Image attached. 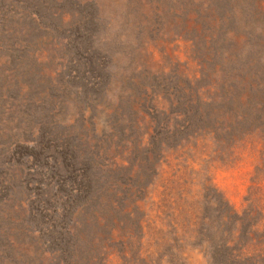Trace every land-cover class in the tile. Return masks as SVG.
I'll return each mask as SVG.
<instances>
[{
  "label": "rangeland",
  "instance_id": "obj_1",
  "mask_svg": "<svg viewBox=\"0 0 264 264\" xmlns=\"http://www.w3.org/2000/svg\"><path fill=\"white\" fill-rule=\"evenodd\" d=\"M0 264H264V0H0Z\"/></svg>",
  "mask_w": 264,
  "mask_h": 264
}]
</instances>
